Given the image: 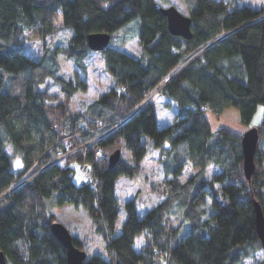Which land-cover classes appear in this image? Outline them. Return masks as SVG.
Returning <instances> with one entry per match:
<instances>
[{"label":"trees","instance_id":"1","mask_svg":"<svg viewBox=\"0 0 264 264\" xmlns=\"http://www.w3.org/2000/svg\"><path fill=\"white\" fill-rule=\"evenodd\" d=\"M182 2L189 39L170 34L155 0H0V251L6 264H66L50 231L54 222L82 251L86 228L104 239V256L83 264H244L262 251L254 203L264 214V118L247 181L242 135L211 130L206 115L234 108L248 127L264 106V8L244 0ZM59 16L73 30L67 46L29 57L21 42H43L58 29ZM94 33L110 35L100 54L112 86L72 110L73 98L87 90V37ZM132 39L141 48L137 58L120 50ZM60 53L73 60L74 80L58 74ZM158 89L177 108L163 128L156 95L148 99ZM146 138L159 154L162 181L149 186L159 201L142 216L134 199L125 202L126 218L114 236L115 184L119 177H141ZM7 146L19 155V170ZM124 150L129 159L120 154L110 169L109 156ZM73 165L84 172L81 185L73 182ZM188 165L194 173L182 181ZM138 237L143 242L136 250Z\"/></svg>","mask_w":264,"mask_h":264},{"label":"rangeland","instance_id":"2","mask_svg":"<svg viewBox=\"0 0 264 264\" xmlns=\"http://www.w3.org/2000/svg\"><path fill=\"white\" fill-rule=\"evenodd\" d=\"M156 3H160L159 0H155ZM244 2L248 5H252L253 7H263L264 8V0H244ZM166 7V5L161 4ZM176 9L183 15H187V10L182 2V0H173V4ZM58 29L45 39L43 42L37 39H24L21 42V47L23 51L31 58L38 59L40 55L43 53L45 48H56V47H66L68 41L73 35V30L70 27H66L63 25L61 21V16H59L58 20L55 24ZM132 30H130L131 34ZM120 50L125 53L137 58L140 55L141 48L138 45L137 39H132L126 44L120 45ZM60 62V71L58 72L65 79L74 80V75L76 71V67L72 59L65 58L61 53L59 55ZM87 66V90L84 93H78L72 102V110H79L81 103L89 105L95 99H97L101 94L106 92L112 85V82L109 78V74L103 69V59L101 57L100 52H92L91 57L86 61ZM159 89L149 96V100L153 99V105L155 110V116L158 128H163L165 126L170 125L177 113V108L167 98L163 96H157V92ZM49 92L57 93V88L50 87ZM59 96V94H58ZM207 121L209 122V126L211 130L215 131L220 128H225L233 133L243 135V133L250 129L258 126L264 118V106H258L257 110L250 122L249 126L246 127L240 123L239 113L236 109L230 108L225 110L221 115L216 116L212 113H207L206 115ZM145 145L147 148V154L145 159L141 163V177H139L136 182L129 181L128 178L123 177L122 181L117 183L116 196H118V215L115 222V231L114 236H117L120 233L121 226L126 218V212L124 209V203L134 199L136 202L137 210H139V214L150 209L152 206L157 204V198L154 194L151 193L149 186L152 184H159L162 181L161 173L159 167L157 165V161L155 158L154 150L151 148L150 139H145ZM260 149L264 148V143H261ZM6 151L11 156L12 167L15 170H19L21 167V159L18 154H14L9 146L6 147ZM121 157L126 159L128 158V153L124 150L121 153ZM74 168V178L73 182L76 185H81L83 182V171L80 168H77L76 165H73ZM216 172L213 169L210 173V176ZM194 171L188 165L184 169L181 180L185 181L188 179ZM148 211V210H147ZM142 216V215H141ZM175 220H172V225L175 226ZM81 240H83L84 244V253L86 254V258L91 257L92 255H102L104 256L105 251V241L102 237L96 235L92 230L86 228L81 235ZM143 242L142 237H138L135 241V249L139 250ZM264 260V254L262 251H258L255 253L254 257L249 258L244 261V264H255L257 261Z\"/></svg>","mask_w":264,"mask_h":264},{"label":"water","instance_id":"3","mask_svg":"<svg viewBox=\"0 0 264 264\" xmlns=\"http://www.w3.org/2000/svg\"><path fill=\"white\" fill-rule=\"evenodd\" d=\"M157 9L165 17L167 28L171 35L189 39L191 37V21L187 15L181 14L174 5L162 6L156 4ZM110 42V35L105 33H94L87 37V45L92 52L103 51ZM259 140L258 129L256 127L246 130L241 138L242 168L247 181H250L255 171V153ZM120 151L114 152L108 158L109 168H113L120 159ZM254 217L256 234L261 244L264 254V214L261 206L254 203ZM50 231L55 239L65 249L66 264H83L86 254L76 248L72 243V238L67 229L60 223L54 222L50 226ZM0 264H6L4 254L0 251Z\"/></svg>","mask_w":264,"mask_h":264},{"label":"crops","instance_id":"4","mask_svg":"<svg viewBox=\"0 0 264 264\" xmlns=\"http://www.w3.org/2000/svg\"><path fill=\"white\" fill-rule=\"evenodd\" d=\"M111 85H112V84H111ZM77 94H78V93H77ZM208 123H209V122H208ZM153 152L155 153V158H156V161L158 162V159H159L158 151H157V150H154ZM126 159H129V155H128V158H126ZM157 165H158V167H159V170H160V173H161V177H163V176H162V170H161L160 163L158 162ZM121 179H123V177H119V178L117 179V181H116V184H115V192H116V189H117V183L120 182V181H122ZM115 194H116V193H115ZM117 199H119L118 196H117ZM156 201L158 202L159 200L157 199ZM154 206H155V205H154ZM152 207H153V206H152ZM152 207H151V208H152ZM151 208H150V209H151ZM147 210H149V209H147ZM147 210H146V211H147ZM146 211H144V212H146ZM138 212H139V210H138ZM144 212H142L141 214H139V213H138V214L141 216V215H143Z\"/></svg>","mask_w":264,"mask_h":264},{"label":"built area","instance_id":"5","mask_svg":"<svg viewBox=\"0 0 264 264\" xmlns=\"http://www.w3.org/2000/svg\"><path fill=\"white\" fill-rule=\"evenodd\" d=\"M204 111H207V110L204 108ZM90 143H91V142H90ZM90 143L85 144L83 147H87V145H89ZM69 153H70V152H68L67 154H69ZM90 177H91L90 173L87 172V174L85 175V178H84L85 182H89Z\"/></svg>","mask_w":264,"mask_h":264}]
</instances>
